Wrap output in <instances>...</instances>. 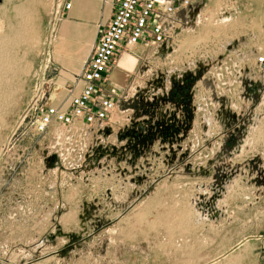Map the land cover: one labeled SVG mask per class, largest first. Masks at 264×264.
Wrapping results in <instances>:
<instances>
[{
	"label": "rangeland",
	"instance_id": "obj_1",
	"mask_svg": "<svg viewBox=\"0 0 264 264\" xmlns=\"http://www.w3.org/2000/svg\"><path fill=\"white\" fill-rule=\"evenodd\" d=\"M57 3L0 0V189L19 215L33 205L35 232L48 228L40 260L264 264V0L177 11L117 126L75 128L66 144L60 125L37 135L27 111Z\"/></svg>",
	"mask_w": 264,
	"mask_h": 264
},
{
	"label": "crops",
	"instance_id": "obj_2",
	"mask_svg": "<svg viewBox=\"0 0 264 264\" xmlns=\"http://www.w3.org/2000/svg\"><path fill=\"white\" fill-rule=\"evenodd\" d=\"M116 1L73 0L70 10L65 11L58 20L55 41L50 47L49 65L43 73V77L49 82L45 104L67 109L72 97L80 94L83 83L78 80V75L98 33L108 23ZM153 49L136 45L123 49L115 57L107 77L111 84L120 89L117 104L120 100L130 98L133 86L139 87L142 78L146 81L145 72L141 74L139 69L148 62L147 53ZM112 121L117 126L113 115ZM56 126L59 125L54 124L51 128ZM2 190L3 188L0 189V258L6 261L3 264H60L64 261L52 259V262L47 263L40 260L43 256V245L35 244L34 241L46 239L48 228L42 226L41 231L35 232L33 216L29 211V206L32 208L33 205L30 203L25 212L19 215L16 197L12 199L10 196L3 201ZM48 219L49 215H44L39 222L41 225L48 224Z\"/></svg>",
	"mask_w": 264,
	"mask_h": 264
},
{
	"label": "built area",
	"instance_id": "obj_3",
	"mask_svg": "<svg viewBox=\"0 0 264 264\" xmlns=\"http://www.w3.org/2000/svg\"><path fill=\"white\" fill-rule=\"evenodd\" d=\"M72 1L57 0V19L70 10ZM199 1L203 0H117L108 23L98 33L78 75V80L83 83L82 90L72 97L67 109L45 104L47 97L44 87L49 82L41 81L37 98L27 108L28 113H36L31 123L33 131L37 135H44L54 124L60 125L66 129L67 137L62 140L66 144L70 138L68 135L75 128L114 125L112 115L117 107L120 89L110 83L107 74L115 57L123 49L136 45L162 46L174 31V14ZM263 62V59H259V64ZM63 156L66 157L65 154L57 157L62 159Z\"/></svg>",
	"mask_w": 264,
	"mask_h": 264
},
{
	"label": "bare ground",
	"instance_id": "obj_4",
	"mask_svg": "<svg viewBox=\"0 0 264 264\" xmlns=\"http://www.w3.org/2000/svg\"><path fill=\"white\" fill-rule=\"evenodd\" d=\"M26 15V14H25ZM27 21V19H26ZM3 46H2V43H0V59L2 60V58H4V50L2 49ZM0 60V62H1ZM24 117H22L21 119H23ZM22 121V120H21ZM21 123V122H20Z\"/></svg>",
	"mask_w": 264,
	"mask_h": 264
},
{
	"label": "flooded vegetation",
	"instance_id": "obj_5",
	"mask_svg": "<svg viewBox=\"0 0 264 264\" xmlns=\"http://www.w3.org/2000/svg\"><path fill=\"white\" fill-rule=\"evenodd\" d=\"M177 94H172V98H171V100H174L175 99V97L173 98V96H176ZM176 128L177 127H175V126H170V129H175L176 130ZM166 130H169V132H170V129L169 128H165ZM178 129V128H177ZM171 133V132H170ZM130 135L132 134V133H129Z\"/></svg>",
	"mask_w": 264,
	"mask_h": 264
},
{
	"label": "water",
	"instance_id": "obj_6",
	"mask_svg": "<svg viewBox=\"0 0 264 264\" xmlns=\"http://www.w3.org/2000/svg\"><path fill=\"white\" fill-rule=\"evenodd\" d=\"M130 133H131V132H130ZM129 136H133V134H131V135L129 134Z\"/></svg>",
	"mask_w": 264,
	"mask_h": 264
}]
</instances>
